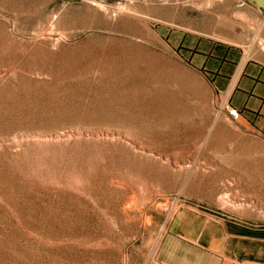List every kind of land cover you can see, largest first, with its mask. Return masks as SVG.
<instances>
[{
	"label": "rangeland",
	"instance_id": "374dc122",
	"mask_svg": "<svg viewBox=\"0 0 264 264\" xmlns=\"http://www.w3.org/2000/svg\"><path fill=\"white\" fill-rule=\"evenodd\" d=\"M213 98L172 0H0V264H154L184 194L264 227L263 187L206 186Z\"/></svg>",
	"mask_w": 264,
	"mask_h": 264
},
{
	"label": "crops",
	"instance_id": "0c3cea01",
	"mask_svg": "<svg viewBox=\"0 0 264 264\" xmlns=\"http://www.w3.org/2000/svg\"><path fill=\"white\" fill-rule=\"evenodd\" d=\"M172 55L214 95L216 115L196 150L207 156L206 186L223 188L218 194L264 188V0H172ZM226 105L238 115L229 116ZM183 197L154 264H264V227L248 221L250 210L225 206L227 195Z\"/></svg>",
	"mask_w": 264,
	"mask_h": 264
},
{
	"label": "built area",
	"instance_id": "2783aa9c",
	"mask_svg": "<svg viewBox=\"0 0 264 264\" xmlns=\"http://www.w3.org/2000/svg\"><path fill=\"white\" fill-rule=\"evenodd\" d=\"M225 110H226L227 114L231 117H236L238 115L237 109L233 106L226 105Z\"/></svg>",
	"mask_w": 264,
	"mask_h": 264
}]
</instances>
